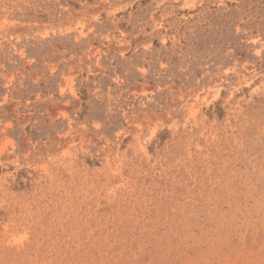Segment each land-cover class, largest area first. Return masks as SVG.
I'll list each match as a JSON object with an SVG mask.
<instances>
[{
  "label": "rangeland",
  "instance_id": "obj_1",
  "mask_svg": "<svg viewBox=\"0 0 264 264\" xmlns=\"http://www.w3.org/2000/svg\"><path fill=\"white\" fill-rule=\"evenodd\" d=\"M0 264H264V0H0Z\"/></svg>",
  "mask_w": 264,
  "mask_h": 264
}]
</instances>
